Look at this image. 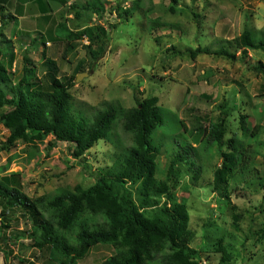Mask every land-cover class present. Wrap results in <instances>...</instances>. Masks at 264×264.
Masks as SVG:
<instances>
[{
  "label": "rangeland",
  "instance_id": "rangeland-1",
  "mask_svg": "<svg viewBox=\"0 0 264 264\" xmlns=\"http://www.w3.org/2000/svg\"><path fill=\"white\" fill-rule=\"evenodd\" d=\"M94 1L106 6L103 15L99 17L86 11L88 15L84 20H73L77 24H71V29L77 31L90 23L104 26L108 36L103 56L90 67L81 48L86 40L78 44L73 42L75 49L68 52L65 59L62 58V46H47L45 50L47 59L59 66L60 76L69 77L79 66L84 70L76 74V78L79 74L81 78L74 80L70 90L71 110L90 117L105 102H116L124 109H131L137 101L149 95L156 96L163 117V126L151 135L153 144L160 148L156 159L157 176L165 179L173 154L179 151L183 155L182 170L186 173L189 169V172L181 178L174 193L178 202L186 204L190 215L189 228L196 234L190 244L199 251L194 261L197 264H264V201L257 182L251 183L254 178H248L246 184L230 183L225 207L227 201L221 203L217 192L209 185L214 170L221 164L216 144L196 153L185 148V144L191 141L192 128L196 124L208 127L209 122L215 121L219 115L217 106L224 101L231 104L232 100L239 113L249 117V137L244 145L248 152H252L253 165L258 173L256 177L264 176V96L261 93L264 71L256 70L260 62L264 66V53L248 51V57L243 61L216 57L213 53L219 49V43L233 40L245 29L256 33L264 31V0H179V4L174 5V14L169 10V0H107L111 1L108 7L104 0H88L89 3ZM117 5L121 13L133 8L127 20L118 19ZM183 5L194 8L203 17L200 32L190 10ZM154 20L169 27L157 28L152 25ZM114 24L116 26L111 28ZM4 32L10 37L8 27ZM29 43L28 39L12 37L10 45L15 53L13 82L17 81L23 66L25 50L29 56L27 59L37 64L39 77L45 76L41 66L43 45L39 43L40 49L25 47ZM234 46L228 43L230 52L240 57L241 50ZM3 47L8 49V44L3 45L1 41L0 49ZM171 47L176 50L172 51ZM197 47L207 48L209 53L191 58L188 48L194 51ZM251 132L254 134L250 136ZM7 134L0 124V145ZM109 139L99 141L90 149L84 156L85 161L83 158L73 159L72 147L55 142L50 136L35 146L18 144L15 149L0 150V179L18 173L21 191L32 199L55 195L64 188L71 190L76 185L88 187L94 183L100 170L111 167L122 146L130 144L129 136L122 131L120 119ZM52 142L53 146L49 147ZM34 148H37V156L27 161L36 151ZM194 171L198 176L196 180H192ZM138 190V186L133 188L134 193ZM233 215L239 217L238 230L232 226ZM3 221L9 226L5 230L6 237H25V231L30 228L29 222L18 211L13 210ZM113 252L111 246L99 245L78 264H101ZM168 253L171 254L168 249L158 253L149 264H162V258ZM0 260V264H4L2 254ZM45 260L47 258L31 248L30 240L18 238L11 257H7V264H46Z\"/></svg>",
  "mask_w": 264,
  "mask_h": 264
},
{
  "label": "trees",
  "instance_id": "trees-1",
  "mask_svg": "<svg viewBox=\"0 0 264 264\" xmlns=\"http://www.w3.org/2000/svg\"><path fill=\"white\" fill-rule=\"evenodd\" d=\"M178 2L179 0H169L171 13H175L174 5H178ZM132 9H125L121 13L120 6L117 5L115 12L120 21L127 20ZM187 9L200 32L203 17L194 8ZM69 11L75 20L82 21L88 15L86 11L102 16L104 6L100 4L98 7L94 2L91 6L87 3L84 8L70 7ZM13 18L0 6V42L3 45L8 44V49H0V124L8 132L0 150H12L18 144L35 146L50 136L55 142H64L71 146L73 159H84L99 141H110L109 137L118 119L121 120L122 131L130 138V144L122 146L111 167L100 170L94 183L88 187L76 185L71 190L64 188L55 195H41L32 199L21 191L18 173L1 177L0 241L3 246L0 250L4 260L11 257L17 239L23 238L30 240L31 248L47 258L46 264H78L87 257L92 248L99 245H108L114 250L101 264H149L155 255L165 249L171 251V254L168 253L162 258V264H197L194 258L199 256V251L190 245L196 235L189 228L190 215L186 204L178 202L174 193L181 178L189 172V169L186 173L182 170L183 155L179 151L173 154L165 179L157 176L156 159L160 148L151 140L152 133L163 126L157 97L149 95L137 101L136 106L131 109H124L116 102H105L100 109L94 110L92 116L86 117L71 110L70 90L76 74L84 71L82 66L75 69L74 74L65 77L59 75L60 69L56 62L47 59V46H62V58L65 59L67 53L75 49L73 42L78 44L86 40L87 43L81 45V48L92 67L104 54L107 29L100 24L90 23L80 30H70L64 18V23L57 26L56 31H50L46 35L38 33L39 37L27 45L38 49L39 43L43 45L41 66L45 73L44 78L39 77L37 64L27 59L29 56L25 50L23 66L17 81L13 82L12 65L15 53L10 45L11 40L4 34L6 22ZM152 25L157 28L169 27L156 20ZM115 26L111 25V28ZM48 37L51 42L49 39L44 40ZM155 41L159 43L157 39ZM228 43L241 50L240 57L230 52ZM219 45V49L213 52L214 56L234 61L240 58L243 61L248 57V51L264 53V31L256 33L245 29L238 37L223 41ZM56 50L55 48L53 54ZM171 50L176 49L171 47ZM188 50L193 59L199 54L209 53V49L202 47H197L194 51L189 48ZM256 70L264 71L261 62ZM261 93L264 96V88ZM231 102L229 104L224 101L217 106L219 115L215 121L209 122L208 127L196 124L189 135L191 141L185 144V148L191 153L216 144V153L221 164L214 170L212 183L209 185L212 191L217 192L221 203L227 201L225 207L230 183L246 184L248 178H254L251 183L257 182L263 192L261 199L264 201V176L256 177L258 173L253 165L252 152H248L244 145L249 137V117L239 113L234 101ZM179 124L184 127L181 121ZM253 134L251 132L250 136ZM53 144L54 142L49 147ZM34 149L36 151L29 155L27 161L37 156V148ZM188 152L184 151V154ZM5 169L6 165L3 167ZM200 172L199 168L198 173ZM89 173L92 174L90 171ZM192 176V180L198 177L195 171ZM135 186L139 190L134 193ZM13 210L20 212L30 224V228L24 233L25 237L15 235L12 238L5 235L9 226L3 220ZM238 218L234 215L232 218V226L236 230L239 229Z\"/></svg>",
  "mask_w": 264,
  "mask_h": 264
},
{
  "label": "crops",
  "instance_id": "crops-1",
  "mask_svg": "<svg viewBox=\"0 0 264 264\" xmlns=\"http://www.w3.org/2000/svg\"><path fill=\"white\" fill-rule=\"evenodd\" d=\"M104 1L108 4L107 7L110 6L111 1ZM94 2L89 3L88 0H0V6L14 17L4 26V29L8 27L10 32V37L7 39L12 41V37L14 39L23 38V40L28 39L30 42L39 37L37 36L38 33L46 35L50 31H56V27L64 23V18H66L67 27L72 30L71 24L76 25L77 21H73L75 19L72 12L69 11L70 7L84 8L87 3L91 6ZM0 254H2L1 250ZM8 262L4 260V264Z\"/></svg>",
  "mask_w": 264,
  "mask_h": 264
},
{
  "label": "built area",
  "instance_id": "built-area-1",
  "mask_svg": "<svg viewBox=\"0 0 264 264\" xmlns=\"http://www.w3.org/2000/svg\"><path fill=\"white\" fill-rule=\"evenodd\" d=\"M1 220H2V217H1V208H0V227H1Z\"/></svg>",
  "mask_w": 264,
  "mask_h": 264
},
{
  "label": "water",
  "instance_id": "water-1",
  "mask_svg": "<svg viewBox=\"0 0 264 264\" xmlns=\"http://www.w3.org/2000/svg\"><path fill=\"white\" fill-rule=\"evenodd\" d=\"M80 75H81V74L78 75V77L76 78V81H78V80L81 78Z\"/></svg>",
  "mask_w": 264,
  "mask_h": 264
},
{
  "label": "clouds",
  "instance_id": "clouds-1",
  "mask_svg": "<svg viewBox=\"0 0 264 264\" xmlns=\"http://www.w3.org/2000/svg\"><path fill=\"white\" fill-rule=\"evenodd\" d=\"M2 253V252H1ZM3 255V254H2Z\"/></svg>",
  "mask_w": 264,
  "mask_h": 264
}]
</instances>
